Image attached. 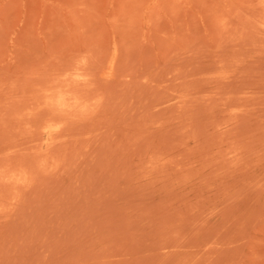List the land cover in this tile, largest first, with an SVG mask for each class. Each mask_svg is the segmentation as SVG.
Instances as JSON below:
<instances>
[{"label": "rangeland", "instance_id": "374dc122", "mask_svg": "<svg viewBox=\"0 0 264 264\" xmlns=\"http://www.w3.org/2000/svg\"><path fill=\"white\" fill-rule=\"evenodd\" d=\"M0 264H264V0H0Z\"/></svg>", "mask_w": 264, "mask_h": 264}]
</instances>
